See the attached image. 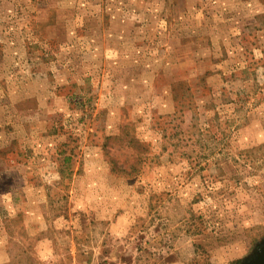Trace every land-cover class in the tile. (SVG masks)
I'll return each instance as SVG.
<instances>
[{
  "label": "rangeland",
  "instance_id": "obj_1",
  "mask_svg": "<svg viewBox=\"0 0 264 264\" xmlns=\"http://www.w3.org/2000/svg\"><path fill=\"white\" fill-rule=\"evenodd\" d=\"M262 241L264 0H0V264Z\"/></svg>",
  "mask_w": 264,
  "mask_h": 264
},
{
  "label": "water",
  "instance_id": "obj_2",
  "mask_svg": "<svg viewBox=\"0 0 264 264\" xmlns=\"http://www.w3.org/2000/svg\"><path fill=\"white\" fill-rule=\"evenodd\" d=\"M242 264H264V241H262L251 257L243 261Z\"/></svg>",
  "mask_w": 264,
  "mask_h": 264
}]
</instances>
